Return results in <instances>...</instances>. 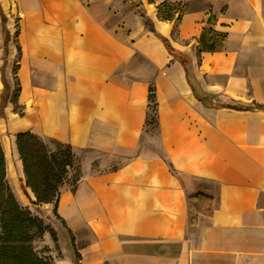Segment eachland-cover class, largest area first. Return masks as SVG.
Here are the masks:
<instances>
[{"label": "crops", "instance_id": "1", "mask_svg": "<svg viewBox=\"0 0 264 264\" xmlns=\"http://www.w3.org/2000/svg\"><path fill=\"white\" fill-rule=\"evenodd\" d=\"M138 1L157 35L127 0H0L6 174L22 180L19 133L84 153L56 209L79 258L57 264H264V112L249 109L264 107V0ZM161 3L184 5L177 24L158 18ZM204 29L226 36L214 52H198ZM161 38L189 58L187 74ZM150 86L146 141L161 153L142 145ZM201 182L213 217L191 225Z\"/></svg>", "mask_w": 264, "mask_h": 264}, {"label": "trees", "instance_id": "2", "mask_svg": "<svg viewBox=\"0 0 264 264\" xmlns=\"http://www.w3.org/2000/svg\"><path fill=\"white\" fill-rule=\"evenodd\" d=\"M132 8L139 15L144 27L153 35H157L154 29L152 21L146 16L143 5L138 0H127ZM152 0H148L151 3ZM184 13V5L181 3H161L157 6V16L160 20L170 21L177 24ZM213 17L210 16L209 22H213ZM175 32V27H174ZM225 34L218 33L211 29H204L200 38L198 39V52H214L216 51L224 39ZM161 41L166 48L167 52L177 60L180 65L188 72L190 65L189 58L181 52L173 49L169 41L165 38H161ZM18 86V83H17ZM18 87L16 94L12 100L15 109L21 115L22 109L18 105ZM252 111L264 112V107L258 105H252L250 108ZM148 125H154L156 128L157 123V103L155 99L154 89L149 87L148 95V110L146 113V127ZM39 137L30 133H19L16 135L15 143L19 159L23 166V172L26 178L25 188H30L34 194L36 201L31 202L33 207H39L38 204H49L54 201V215L59 219L62 224L64 222L56 213L58 200H59V186L65 179L67 169L73 163L74 155L72 149L68 145L61 144L55 140V143L65 146L66 152L59 151L56 154L44 156V174L42 184L44 190L40 194L37 187L32 183L33 177V165L30 164L26 154V148L30 141H38ZM50 159V160H49ZM43 162V160H42ZM53 176V182L51 177ZM201 192L196 195L189 196L187 198V204L192 218L191 225H196L199 217L211 219L214 212L215 199L210 192L211 184L207 182L200 183ZM42 222L31 216L30 212L22 208L15 199L12 191L6 183V166L4 152L0 143V264H51L49 259L38 256L32 247V242L35 235L41 236L43 233ZM70 232V230H69ZM76 250V249H75ZM76 257L79 255L76 253Z\"/></svg>", "mask_w": 264, "mask_h": 264}, {"label": "rangeland", "instance_id": "3", "mask_svg": "<svg viewBox=\"0 0 264 264\" xmlns=\"http://www.w3.org/2000/svg\"><path fill=\"white\" fill-rule=\"evenodd\" d=\"M144 138H142V145L149 147L151 150L156 151L158 153L160 152V148L152 142L151 144L146 141L147 137H152L156 135V127L154 125H148L146 128ZM59 151L66 152V147L61 146L54 141L50 139H41L39 138L38 141H30L29 145L26 148V154L29 159V162L31 165H33V177H32V183L37 187V190L40 194H42L44 190V186L42 184L43 174H44V159L43 157L46 155L50 158V155L56 154ZM73 152V151H72ZM74 155V153H73ZM92 157H100L98 154H90ZM84 156V153H81L77 160H73L72 165L70 168L67 169V172L69 171L71 174L70 180L72 182L76 181L82 170L80 168V160H82V157ZM104 159V157H101ZM51 159V158H50ZM49 159V160H50ZM43 160V162H42ZM95 161L94 160L91 163V170H93L95 167ZM23 169V166H22ZM22 180L20 181V175L19 173L15 172L8 176L6 174V183L8 184L10 190L12 191L11 186L14 183H16L19 187V193L23 197V187L26 183V178L24 175V172L21 174ZM53 176L51 177V182H53ZM22 188V189H21ZM26 188V187H24ZM27 193H32L30 188L25 189ZM14 191L16 192V189L14 187ZM15 199L17 200L14 192L12 191ZM33 194V193H32ZM34 196V194H33ZM36 201L34 196V202ZM18 202V200H17ZM28 206H21L20 202L18 204L22 207L27 209L31 216L40 220L43 225V233L41 236H38L37 234L34 237V240L32 242V247L35 253L42 257L49 259L51 264H57L59 260H61L63 257H72L74 258L75 254V244H74V237L71 231L69 232V229L62 224V222L57 219L54 215V201H52L49 204H38L39 207H33L30 202L26 201Z\"/></svg>", "mask_w": 264, "mask_h": 264}, {"label": "bare ground", "instance_id": "4", "mask_svg": "<svg viewBox=\"0 0 264 264\" xmlns=\"http://www.w3.org/2000/svg\"><path fill=\"white\" fill-rule=\"evenodd\" d=\"M11 172V171H10Z\"/></svg>", "mask_w": 264, "mask_h": 264}]
</instances>
